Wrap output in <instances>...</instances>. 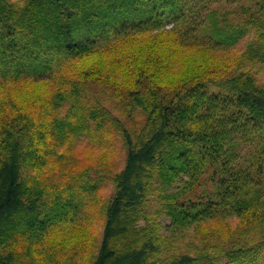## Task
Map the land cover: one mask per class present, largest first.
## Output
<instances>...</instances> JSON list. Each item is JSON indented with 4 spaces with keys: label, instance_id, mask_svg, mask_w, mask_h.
<instances>
[{
    "label": "trees",
    "instance_id": "trees-1",
    "mask_svg": "<svg viewBox=\"0 0 264 264\" xmlns=\"http://www.w3.org/2000/svg\"><path fill=\"white\" fill-rule=\"evenodd\" d=\"M219 1L0 0V89L53 81L66 63L98 56L121 39L135 44L133 36L163 31L167 23L182 43L233 47L246 27L220 25ZM260 11L247 25L255 20L264 27V2ZM236 67L224 66L214 81L174 88L146 82L144 91L129 92V110H140L145 122L132 129L116 119L127 155L91 264H192L195 256L161 259L160 216L176 231L211 218L217 208L238 218L250 212V220L264 223V85ZM116 73L111 68L106 75ZM80 90L73 81L38 98L36 108L11 104L16 114L0 129V264L62 263L65 242L56 236L65 223H76L84 206L70 179L85 190L98 182H84V172L66 173V181L52 172L71 158L64 150L69 133L86 130L94 118V107L84 117L78 110L60 114ZM207 170L214 192L188 197ZM260 250L240 246L227 255L232 263L256 262Z\"/></svg>",
    "mask_w": 264,
    "mask_h": 264
},
{
    "label": "rangeland",
    "instance_id": "rangeland-1",
    "mask_svg": "<svg viewBox=\"0 0 264 264\" xmlns=\"http://www.w3.org/2000/svg\"><path fill=\"white\" fill-rule=\"evenodd\" d=\"M11 1L18 4L23 2ZM263 2L219 1L217 9L221 10L224 19L218 18L220 25L230 27L233 23L246 27L236 45L228 49H215L207 45L209 50L203 45L182 43L171 30L172 24L167 23L163 31L133 36L135 44L121 39L98 56L66 63L55 74L53 81L29 80L16 86V90H12V85L0 89V129L5 120L16 114L11 104L15 103V108H18L22 102L25 108H36L38 98L58 88H68L73 81L77 82L81 90L60 109V114L78 110L79 115L84 117L90 113L89 108H97L94 118L88 119L86 130L69 133L64 150L71 158L66 167L60 171L58 165H54L52 171L61 173L60 179L63 178V181L68 180L66 173L77 172L87 175L84 182L98 180L95 189L85 190L76 185L79 183L77 179H70L69 185H73L80 195L77 199L79 204L84 206H80L76 223H65L59 229L61 233L56 236L55 241L65 242L61 264H64V260L69 264H91L98 253L106 223V209L113 200L117 174L123 170L127 155L116 119L132 129L141 127L145 122L140 110H129L131 90L144 91L146 82L158 84L162 88H174L183 81H214L224 75V66L235 69L236 65H239L237 71L248 73L256 85H264V27H258L255 20L247 25L249 16H260ZM261 19L264 20V12ZM110 50L113 52L109 53ZM243 54L248 58H244ZM111 68L118 73L106 75ZM17 93L25 94L24 98L18 97ZM209 172L207 170L199 178L198 185L187 194L188 197L197 199L206 192H214ZM251 214L245 213L241 218L226 216L217 208L211 218L178 231L168 227L169 218L160 216V222H157L160 226L156 229L159 256L163 260L179 259L183 255L195 256L192 264H264V246L261 243L264 240V223L250 220ZM240 246L260 248L257 261H229L227 252Z\"/></svg>",
    "mask_w": 264,
    "mask_h": 264
}]
</instances>
